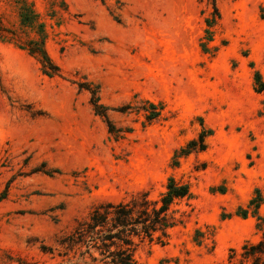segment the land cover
I'll return each mask as SVG.
<instances>
[{
    "label": "rangeland",
    "instance_id": "obj_1",
    "mask_svg": "<svg viewBox=\"0 0 264 264\" xmlns=\"http://www.w3.org/2000/svg\"><path fill=\"white\" fill-rule=\"evenodd\" d=\"M24 2L60 74L19 46L37 37ZM216 3L219 17L208 0H0V264H83L59 244L77 221L170 177L192 192L182 222L135 264H220L261 238L238 211L259 188L264 217V0ZM203 129L206 149L182 155Z\"/></svg>",
    "mask_w": 264,
    "mask_h": 264
},
{
    "label": "trees",
    "instance_id": "obj_2",
    "mask_svg": "<svg viewBox=\"0 0 264 264\" xmlns=\"http://www.w3.org/2000/svg\"><path fill=\"white\" fill-rule=\"evenodd\" d=\"M208 1L213 5L215 16L219 17L217 0ZM20 19L25 28L35 29L37 37L26 43L22 42L19 46L38 57L45 75L52 77L60 74L59 66L49 56L45 46V24L38 21V15L31 4L26 2L22 4ZM214 21V19H206L209 27ZM1 33L0 23V37H2ZM262 79L261 74L257 72L258 90L264 92ZM91 92V103L95 112L103 116L110 132H114L115 126L108 118V108L99 103L96 90ZM151 106L155 108L153 104ZM158 114L155 112L150 118ZM207 133L212 132L203 129L199 137L192 139L186 148L181 150V154L189 155L194 151H204L207 147L205 143ZM191 196L192 192L187 183H181L170 177L166 191L157 198H151L149 192L144 191L137 192L122 201L99 203L86 219L78 220L74 229L61 238L59 244L65 250L62 256L74 251V255H79L83 264H135L138 249L143 244L156 242L164 246L168 243L171 230L182 222L174 206L179 200ZM3 198L4 195H0V200ZM262 203L263 195L257 188L255 196L249 200L248 207L240 208L238 211L244 218L249 214L256 217V226L261 232V238L256 241H246L240 250L232 248L226 261L220 264H264V217L259 212Z\"/></svg>",
    "mask_w": 264,
    "mask_h": 264
}]
</instances>
